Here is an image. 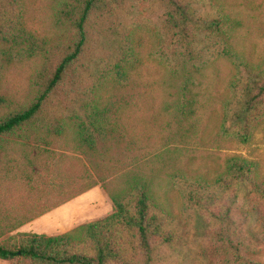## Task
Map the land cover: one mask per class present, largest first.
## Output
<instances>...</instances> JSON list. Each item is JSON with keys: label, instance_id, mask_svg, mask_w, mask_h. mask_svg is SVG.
Here are the masks:
<instances>
[{"label": "trees", "instance_id": "1", "mask_svg": "<svg viewBox=\"0 0 264 264\" xmlns=\"http://www.w3.org/2000/svg\"><path fill=\"white\" fill-rule=\"evenodd\" d=\"M228 2L157 0L155 8L142 3L137 11L135 0H60L57 32L45 37L30 29L24 0H0V110L9 105L3 94L6 71L39 61L31 100L0 114V152H7L16 139L22 152L30 148L34 153L25 151L18 162L7 152L1 173L7 177L18 169L19 183L42 185L51 182L44 175L51 167L59 175L61 163L68 170V159L82 155L96 174L90 184L68 193L78 181L67 174L63 182L41 191L37 203L0 208V259L18 264L168 262L175 257L179 238L172 227L177 214L153 190V178L164 172L170 183L180 185L181 208L196 215L202 240L216 242L214 249L226 255L233 251L239 264H263L242 253L249 248L244 223L256 220L264 227V170L259 161L230 153L218 167L194 168L196 159L190 157L184 168H177L160 152L151 153L139 115L157 84L163 89L175 86L165 106L174 108L178 123H189L181 133L187 139L203 120L195 103L209 90L217 94V115L209 129L214 141L245 144L264 132V56H247L234 46L236 26ZM212 45L213 57L206 58ZM221 62L229 68L223 79ZM70 129L72 138L63 141ZM58 142L74 156L57 152ZM131 161L132 175L120 192L113 191L104 169L114 175L123 168L119 165ZM146 161L156 166L144 174ZM99 183L114 206L107 217L54 236L15 233ZM56 196L59 200L53 201ZM247 232L255 234L253 229Z\"/></svg>", "mask_w": 264, "mask_h": 264}, {"label": "rangeland", "instance_id": "2", "mask_svg": "<svg viewBox=\"0 0 264 264\" xmlns=\"http://www.w3.org/2000/svg\"><path fill=\"white\" fill-rule=\"evenodd\" d=\"M156 1L135 0L136 10L141 9L142 3L147 6V9L151 10L157 6ZM59 2L60 0H24L27 11L26 19L30 29L40 36H54L58 29L56 27V12ZM228 7L236 26L233 38L234 46L247 56L262 58L264 56V0H229ZM214 52L215 47L212 45L206 51L207 55L205 57H213ZM38 64L39 61L34 59L17 64L6 71L3 94L6 95L9 105L5 110H0V114L8 113L11 109L21 107L31 100L33 96L31 79ZM220 68L222 79L226 78L229 72L227 64L221 62ZM160 77L161 75L157 73L156 78L159 82ZM212 90L214 91L213 88ZM202 92L205 94H201L195 103L196 108L204 114L202 123L198 124L195 135L191 134L189 138L183 139L181 133H186V127L189 126V123H178L174 108H166L165 106L167 100L173 99L171 95L176 93L175 86L163 89L157 84L154 87L150 93L153 98L145 103L144 111L139 113L145 121L143 126L145 125L149 139L148 143L152 145L151 153L160 152L167 161H175L177 168H184L190 157L196 159L194 168L199 166L218 167L228 154L240 153L248 158L258 160L264 170V132H259L253 141L245 144L214 141L213 135L209 134V129L213 128L212 121L217 115V111L214 110L217 107L214 96L217 94H211L212 92H209V90H203ZM129 113L132 115V110ZM129 122L131 124L132 120L130 119ZM207 126H209L208 129ZM205 128V132H202ZM200 136H203V139ZM71 138L72 130L70 129L68 136L63 141H70ZM19 142L16 139L11 140L9 142L10 148L7 150L9 156H14L18 162L23 159L25 151L32 155L34 153L30 148H26L22 152V145ZM55 146L58 147L56 148L57 152L63 153L62 151H65L66 154H69V157L70 155L74 156L71 150L65 149L62 142H58ZM166 151H170L169 156ZM7 152H0V169L4 165V157L8 155ZM68 160V170L64 169L63 163H61L58 168L59 175H55L54 167H51V172L44 173L51 182L47 180L42 185H40V181H34L31 186L25 182L19 183L16 179L20 173L18 169H13L7 177L4 176L5 172H2L3 176L1 177L2 173L0 171V208L8 211L37 203L36 199L40 198L41 191L50 190L53 183L63 182L67 174H71L78 181L76 188H71L67 193L87 186L91 183L93 176L96 177L93 168L90 167L84 156L76 155L74 159ZM83 162L86 164H83ZM120 166L123 168L117 170L118 172L114 175L108 174L109 171L104 169L105 182L115 192H120L127 177L132 175V161L125 166L123 164ZM155 166L153 162L146 161L142 165V171L144 174L146 172L150 173ZM36 170L37 168H35ZM153 179L155 180L153 183L155 196L163 205L165 204L169 208V211L177 214L172 227L177 229L178 232V249L175 251L173 259L162 264H239L233 259V251L226 255L222 251L218 252L214 249L216 242L202 240V234L199 233L200 222L195 218L196 215L192 210L181 208L182 197L177 191L180 186L178 183L174 185L170 183L168 175L164 172L158 173L157 177ZM50 184L52 185L49 187ZM99 184L102 185V183ZM102 187H94L40 217L36 221L37 223H34L31 227V231L54 236L72 230L79 225L107 217L113 212L114 206L108 193ZM59 198V196H56L52 200L57 201ZM244 228L249 248L242 252L243 255L264 264V227L255 220V222L248 225L244 223ZM247 228L253 229L255 234L248 233ZM21 231L27 232L25 229ZM0 264H18V262L16 260L0 259Z\"/></svg>", "mask_w": 264, "mask_h": 264}, {"label": "crops", "instance_id": "3", "mask_svg": "<svg viewBox=\"0 0 264 264\" xmlns=\"http://www.w3.org/2000/svg\"><path fill=\"white\" fill-rule=\"evenodd\" d=\"M98 186H101L102 187V185L101 184H99V185H97V186H95V187H98ZM94 188V187H93ZM92 188V189H93ZM103 188V187H102ZM104 189V188H103ZM91 190V189H90ZM105 190V189H104ZM107 193V192H106ZM67 203V202H66ZM58 208V207H57ZM56 209V208H55ZM55 209H53V210H55ZM52 210V211H53ZM52 211H50V212H52ZM49 213V212H48ZM47 214V213H46ZM46 214H44V215H46ZM43 215V216H44ZM42 217V216H41ZM40 218V217H39ZM39 218H36L35 220H33V221H30V222H28V223H25V224H23L22 226H20L16 231H15V233L16 232H22L21 230H26L27 232H33V231H31V227L34 225V223H37L36 221L39 219ZM67 232V231H66ZM35 233H37V232H35Z\"/></svg>", "mask_w": 264, "mask_h": 264}]
</instances>
